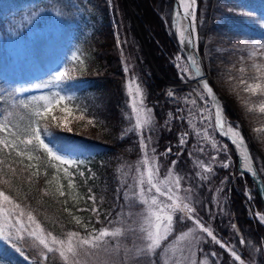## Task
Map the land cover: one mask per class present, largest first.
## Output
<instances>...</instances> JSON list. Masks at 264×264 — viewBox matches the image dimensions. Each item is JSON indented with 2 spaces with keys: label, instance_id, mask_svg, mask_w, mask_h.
<instances>
[{
  "label": "trees",
  "instance_id": "1",
  "mask_svg": "<svg viewBox=\"0 0 264 264\" xmlns=\"http://www.w3.org/2000/svg\"><path fill=\"white\" fill-rule=\"evenodd\" d=\"M111 1L112 7L109 0H0V44L11 35L8 29L17 27L12 24L14 19L21 18L25 25L35 12L41 14L54 9L59 13L61 24V29L49 41L45 36L40 38L42 42L35 44V52L27 64L5 66L0 56V83L5 81L13 85L49 81L56 69H71V79L60 84L53 82L52 87L62 95L72 96L69 107L87 119L71 132L56 123L51 115L41 121L42 126L47 124L48 132L51 133V136L46 137L51 146H61L71 158L82 161L78 167L68 166V171L72 173L69 177L58 175L57 169L51 166L54 161L49 162L42 151L33 153L34 157L40 156L39 160L34 158L29 161L26 156H17L15 150L0 146V190L19 203L25 213L31 211L45 234L51 232L58 238L66 239L70 231L87 236L93 229L102 227L125 230L123 236L105 239L107 252L91 250L94 254L82 255L80 259L84 264H133L135 257L132 243L137 244L139 241L138 235L133 234V220L139 212V204L132 203L136 189L135 163L145 152L141 142L146 143L147 137L143 134L147 132L135 127L124 68V59L130 57L145 88L146 103L154 111L155 125L149 134L158 146L159 157L169 162L183 180L191 183L195 193L192 206H195L204 222H211L214 235L225 244L222 248L211 238L210 242L204 243L214 251L211 264L213 261L215 264H234L227 249L231 247L241 250L245 263L264 264V226L251 218L250 208L251 203L258 210H263V206L250 177L240 174L235 164L226 169L215 166L207 178L196 174V166L191 165L193 139L184 146L172 144L181 131L187 130L186 126L177 120L164 125L167 109L172 107L165 93L167 81L180 79L179 67L172 59L173 50L176 49L170 29L173 0ZM255 1L244 0L251 5ZM258 3L259 10L264 11V1L259 0ZM216 5V0H199L201 34H205L210 16L218 18L220 11L224 14L220 27L228 28L231 22L238 30L264 34V31L248 25L234 12ZM113 19L117 21V26ZM42 22V18L36 20L39 25ZM164 22L168 23L169 28L164 27ZM216 23L212 22L211 27ZM17 30L20 31V28L17 27ZM139 33L144 37L148 52ZM117 36H120L119 41ZM202 44L201 41V49ZM223 47L221 49H225ZM211 60H204L210 73ZM28 97L33 96L17 95L14 87L7 85L0 91V121L7 117L19 130L26 128L31 122V109H23L19 102ZM224 109L230 119L235 117L229 103L224 102ZM89 120L93 123L89 124ZM3 136L4 133H0V137ZM219 139L236 162V155L230 145ZM250 146L264 179V162L256 148L251 143ZM167 147L171 148V152L167 151ZM207 152L211 155V150ZM224 157L221 155L219 158ZM172 161H176V164L173 165ZM69 180L72 187H69ZM212 183L221 187L225 201L214 213H211L212 210L206 213L207 204L210 208L213 204ZM247 189L252 190L251 199L246 194ZM61 191L64 195H60ZM89 197H95V202ZM93 208L97 212L94 213ZM74 218H78L81 223L77 224ZM187 226L188 223L178 220L175 230ZM240 239L245 244H240ZM116 243L119 249H114ZM18 246L24 256L10 247L5 250L4 245L0 244V259H3L4 264H63L58 253H47L42 245L30 237L25 236V241H21ZM140 264H149V260L141 259Z\"/></svg>",
  "mask_w": 264,
  "mask_h": 264
},
{
  "label": "rangeland",
  "instance_id": "2",
  "mask_svg": "<svg viewBox=\"0 0 264 264\" xmlns=\"http://www.w3.org/2000/svg\"><path fill=\"white\" fill-rule=\"evenodd\" d=\"M264 1V0H263ZM259 0L255 1L252 5L248 2H244V0H216L217 5L219 7H224L226 11H231L240 16L244 22H246L248 25L255 27L259 29V31H264V11H260V4L258 3ZM110 6L112 7V1L109 0ZM215 1H213L214 5ZM257 4V6H254ZM216 5V6H217ZM199 6V0H196V7H197V29H198V45H199V51L202 56V58L205 61H210V58H212L211 62V80L219 90L222 98L225 102L229 103L231 107L233 108L235 112V117L233 119L229 118V122L232 126L238 127L243 132L244 138L248 143H251L256 150L258 151L260 158L264 162V140H261V137H264V133H256L254 130L256 128H264V114L259 113L258 111V105H257V111L254 113H247L245 110V107L242 103L243 99L250 98L253 102H256L258 100V97L251 96L248 93H244L242 91V86H239V79L241 77H248L251 75H256L254 70L252 69V64H264V58L261 57V52L264 51V34L262 32H255L249 33L244 32L237 29V26L233 23H229L228 28L220 27L219 24L223 23V12L220 11L219 17H213L210 16L208 25H206L205 34L200 33V26L202 24L201 20H198V9ZM153 8V6H151ZM218 7V8H219ZM33 18L29 20L27 24H23V20L21 18L14 19L12 24L20 28V31L17 30V27L14 29L10 27L8 31L11 33L9 37H7L4 41L0 44V56L3 57L2 60L4 61L5 66H11V67H18L19 65L27 64L31 58L32 54L35 49V44L40 43L42 41H39L40 38L46 37L49 41L50 38H53L57 32L61 29L60 24V16L59 13L52 9L47 11L46 13L38 14V12H35L33 14ZM43 19V22L41 25L36 23V20ZM134 19V24L137 28V23ZM217 22L214 27L212 26V22ZM114 22V19H113ZM155 29L157 28L155 23H152ZM115 26H117L114 23ZM164 27L167 29L169 28L168 23L166 24L164 22ZM157 30V29H156ZM52 36V37H51ZM139 36L141 37V42L146 50V43L144 40V37L139 33ZM119 41L120 39L117 38ZM201 41H202V49H201ZM41 44V43H40ZM224 46L221 49V47ZM174 49V48H173ZM223 51H227L226 54H224ZM217 53V54H216ZM148 55V53H147ZM235 56L237 58L230 59L228 56ZM150 58V56L148 55ZM177 57H180L179 60H177ZM172 59L174 63L180 67V68H186L188 71H184L185 77H183L182 74L179 73L180 79L174 80L173 83L167 82L166 84V98L172 104L171 108L167 109V113L165 115L170 117L171 115H174L172 117L179 119L181 116L186 114V117L190 121V126L194 127L195 124L198 122H195L196 117V109L198 106V97L201 96L203 93L199 89V86L196 87V85L192 84L190 87L186 80L188 81L191 76L192 72L182 55V53L176 49L173 50ZM236 59V60H235ZM152 63V66L154 67L155 71H157L156 66L154 65V61L149 59ZM204 61V62H205ZM207 61V62H208ZM245 68V72L241 73L239 71L240 68ZM124 68L127 72V88L130 82H135V85H139V87L142 90V98H143V106L146 109L151 110L152 115V123L151 125L141 129L147 134H143V136L147 137L145 142L147 144V153L150 157L155 158V161L158 164L159 167V178L163 179L168 175L169 170L171 169L174 173L175 171L173 168L166 163V161L162 160L161 157H159V152H157L158 146L154 143V139H152L151 135L149 134L151 127L155 125V115L152 106H149L146 103L145 100V88L140 80L138 71L134 65V63L131 61L130 57L124 59ZM60 70H65L64 67H60ZM249 82H255L252 80H249ZM39 83V82H33V83H16V84H10L5 81H2L0 83V91H3L7 85H11V87H14V90L25 88L28 89L26 92L17 93L15 91V94L17 95H29V96H39L42 94H49L52 92H56V90L51 86L46 89H35L32 87L33 84ZM134 85V86H135ZM171 93V95H169ZM133 94H130L131 104L133 101ZM204 96V95H203ZM192 101H196L195 103H192ZM63 107V105L57 106L53 109V111L49 114L56 119L54 120L56 123L61 125L62 127H71V129L78 128L81 126L87 119L82 113H78L72 109L71 114L63 113L60 111V108ZM176 113V114H175ZM83 116V119H80L79 117ZM135 117V114H134ZM86 119V120H85ZM164 119V120H165ZM164 125H166V122L164 121ZM167 126V125H166ZM214 132V131H213ZM216 135V133H214ZM217 138V136H216ZM219 145L222 147V150H224L225 144L224 142L220 141L217 138ZM51 146V145H50ZM191 153L192 155V166H196L195 173L200 176H206L210 177L211 173L213 171H205V168L213 169L215 166H220L222 168H228L232 165H236L237 162H235V159L232 157V155L229 153L224 154V158H219L218 155H208L206 148L199 147L194 141H192L191 145ZM224 148V149H223ZM153 149L155 150L153 152ZM162 152V151H160ZM66 154V153H65ZM175 154L172 153V155ZM68 155V154H66ZM259 155L257 156L258 160L260 161ZM69 156V155H68ZM145 152L138 161L135 163V193L138 195L139 192V172H137V168L140 167L139 162L144 158ZM167 160L170 161L169 157H167ZM54 163L58 164V162L54 161ZM224 165H228L227 167H224ZM67 167V165L62 166L60 170L57 172L58 175H64L63 168ZM57 169V168H56ZM263 172L264 168L262 166ZM176 174V173H175ZM212 185V208L209 207L207 204V210L206 213L215 212V209L218 208L220 205H223V201H225V194L222 192L221 187H217L213 183ZM219 185V184H218ZM214 188V191H213ZM247 195L249 198H252V190H247ZM180 196H187L189 198L188 201L191 204H193L195 199V193L192 190L191 183L188 182V180L181 179V188L179 191ZM136 199V197H135ZM252 202V201H251ZM195 208V206H193ZM251 218H253L254 221L257 223H260L264 226V221H260L259 217L261 215H264V209L258 210L253 203H251ZM196 209V208H195ZM143 212V207L139 205V212ZM211 213L209 214L210 217H212ZM137 214V213H136ZM181 215L180 213H177V216ZM200 219L201 216L197 213H195ZM23 219L25 222H27V216H24ZM135 221V222H134ZM178 220L174 219V232L173 234L168 238L166 241H162L161 243V249H158L157 252L159 253L158 260L159 264H211V259L213 257V249L211 246H205L204 243L210 242L209 238L207 237L206 233H201L198 229L193 235H190L185 240H176V236L183 232H187L188 228H195V225L191 221L183 220V222L188 223V226L183 229H179V231L175 230V225ZM201 221L204 223L206 227H209L211 231L213 232V227L211 222L209 221ZM133 229L135 230V233L139 236V228L142 224V216L137 215L135 219L133 220ZM34 227V225H33ZM112 230V229H109ZM114 230V229H113ZM214 234V233H213ZM107 240H110V237L105 238ZM214 242V241H212ZM264 242V238H263ZM222 243V241H221ZM224 244V243H223ZM132 254H134V257L137 253V251L141 248H143L142 242L139 240L138 243L134 244ZM225 245V244H224ZM119 249V246H114V249ZM233 249L237 252V254L241 255V258L243 260V256L241 254V250L237 247H231L227 248ZM230 252V251H229ZM231 253V252H230ZM154 259H157L155 257ZM244 261V260H243ZM129 262V260H128ZM238 264H240L239 261H237ZM149 264H152V261L149 260ZM244 264H248L245 263Z\"/></svg>",
  "mask_w": 264,
  "mask_h": 264
},
{
  "label": "snow or ice",
  "instance_id": "3",
  "mask_svg": "<svg viewBox=\"0 0 264 264\" xmlns=\"http://www.w3.org/2000/svg\"><path fill=\"white\" fill-rule=\"evenodd\" d=\"M196 0H177L178 8H182V12H176V27L179 30V36L181 42L186 45L193 43L191 33L188 32V28L195 30L196 13H195ZM191 9V11H190ZM183 18L188 21L186 27L181 28L179 25L180 19ZM261 57L264 58V51L261 52ZM180 57H177L179 60ZM191 64L195 69L197 76L200 75V67L198 62L193 58ZM252 69L256 75L248 77H241L239 79V86H242V91L248 93L251 96L258 97L256 102H253L250 98L243 99L242 103L247 113H254L258 111L264 114V64H252ZM71 69L60 70L59 68L51 74V80L41 81L32 85L35 89H46L52 86L53 82L56 84L62 83L66 79H71ZM182 71H188L186 68H182ZM241 73L245 72V68H240ZM249 80L255 82H249ZM202 89L206 91L208 97H213V89L209 86L207 81H202ZM135 82H130L128 85V91L130 94L134 93L132 101V112L135 114V127L137 129H143L152 123L151 110L146 109L143 106L142 90L139 85H135ZM17 93L28 91V89L20 88L15 90ZM171 95V93H169ZM201 99H204L203 95ZM73 100L72 96L62 95L61 92L56 91L49 94H42L39 96H33L25 98L19 102V105L23 109H31V122L23 130H19L16 125L11 124L7 117L4 121H0V133H4L3 137H0V146L3 149L15 150L16 155L20 157H27L29 161L40 159V156L33 155L34 152L42 151L49 158L51 166L57 168L59 171L62 166H79L82 161L73 159L65 154V150L61 146H50L46 137L51 136L48 132L47 124L41 125V121L44 120L55 107L63 105L60 111L63 113L71 114L72 109L69 107V102ZM196 101H192L195 103ZM83 119V116L79 117ZM55 120L56 118L53 117ZM89 124L93 121L89 120ZM216 124L223 129L224 122L221 119L219 106H216ZM66 131L71 132V127H66ZM256 133H264V128H256ZM230 134L233 138V143L237 147L243 148L245 144L244 137L237 129L232 127L228 128L225 135ZM185 135H187L185 133ZM23 137V138H21ZM264 140V137H261ZM185 141L181 139V144ZM141 147L147 149V144L144 141L141 142ZM155 150L153 149V152ZM167 151H171L168 149ZM243 167L251 172L253 175L256 173L251 167V161L247 149L242 152ZM140 167L137 168L139 172V192L138 195L133 193L136 199L133 200V204H139L143 207L142 213L137 215L142 216V224L139 228L140 235L138 239L142 242L143 248L139 249L136 253L133 264H140V260H150L152 264H159L158 259H154L159 256L157 252L161 249L162 241L168 240V238L174 232V219L191 221L195 228H188L187 232H183L176 236V240H185L190 235H193L198 229L201 233H206L207 237L211 238L223 248L225 245L219 241L213 234L209 227H206L201 219L195 215L196 209L192 206L187 196H180L179 191L181 188V179L178 174H175L171 169L168 175L163 179L159 178V167L155 161L154 156L150 157L147 151H145L144 158L139 162ZM175 165L176 161H172ZM228 165H224L227 167ZM27 167H32L28 165ZM66 177L72 175L68 171L67 167L63 168ZM205 171H211L210 168H205ZM83 175V173H80ZM35 175V173H33ZM7 181H5L6 183ZM69 187H72V182L69 180ZM60 195H64L61 191ZM89 199L95 202V197H89ZM92 211L97 212L96 208ZM177 213L181 215L177 216ZM27 216V222L23 219ZM77 224L81 221L78 218H74ZM260 221H264V215L259 217ZM34 225V227H33ZM124 231L121 228L109 230L107 227L100 229H93L87 236H81L79 232L70 231L66 234V239L58 238L52 235L51 232L44 233L40 223L37 222L35 216L31 211L25 213L24 209L19 203H17L11 196L7 195L3 190H0V244L4 245V249L9 247L15 252L24 256V252L21 247L18 246L21 241H25V236L37 241L39 245H42L47 253H58L62 258L63 264H84L80 257L82 255L88 256L94 254L91 250L108 251L105 238L107 237H119L124 235ZM135 235V230H133ZM240 244H245L243 239H240ZM231 257L240 264H244L241 255L233 249H229ZM212 255H215L214 253ZM27 258V257H25ZM47 259V256H45ZM0 264H4L3 259H0ZM213 264L215 262L213 261Z\"/></svg>",
  "mask_w": 264,
  "mask_h": 264
},
{
  "label": "water",
  "instance_id": "4",
  "mask_svg": "<svg viewBox=\"0 0 264 264\" xmlns=\"http://www.w3.org/2000/svg\"><path fill=\"white\" fill-rule=\"evenodd\" d=\"M173 13H172V18H171V25H172V31L173 34L176 38L178 47L180 49V52L182 53V55L184 56L191 72H192V76L193 78L196 80V82L201 86L202 88V81H207L209 86L212 87L213 89V93L214 96L213 97H208L212 109H213V114H214V120H215V129L216 132L222 137L224 138L233 148V150L235 151V154L237 156V169L241 172V173H245L247 175H249V177L251 178V181L253 183L254 189L256 190L261 203L263 204L264 207V180L263 177L261 175V173L259 172L255 160L253 158L250 146L248 144V142L245 140V144L242 148V152L247 149V152L249 154V159L251 161V167L253 169V171L256 173L255 175H253L251 172H248L247 169H245L243 167V162H242V156L240 153L239 148L237 147L236 144L233 143V138L231 137L230 134L225 135V133L228 131L224 126L223 129H221L220 127L217 126L216 124V106H219L220 109V114H221V119L224 120V118H226V120L229 121V118L224 110V102H223V98L219 92V90L217 89V87L214 85V83L212 82L210 75L208 73V71L205 68V64L203 61V58L200 54L199 51V46H198V32H197V7L195 4V13H196V22H195V30L193 31L192 28H189V33H191L192 39H193V43L190 45H186L185 43L181 42V39L178 37V28L176 27V12L180 11L182 12V8H178L177 6V0H173ZM191 11V9H190ZM114 23L116 24V21H114ZM195 59L200 67V75L197 76L195 73V69L193 68L192 64H191V60ZM204 91V90H203ZM205 94L207 95L206 91H204Z\"/></svg>",
  "mask_w": 264,
  "mask_h": 264
},
{
  "label": "bare ground",
  "instance_id": "5",
  "mask_svg": "<svg viewBox=\"0 0 264 264\" xmlns=\"http://www.w3.org/2000/svg\"><path fill=\"white\" fill-rule=\"evenodd\" d=\"M179 25H180L181 28L186 27V26L188 25V21L185 20V19H183V18H181L180 21H179ZM188 32H189V28H188ZM178 37L180 38V36H179V30H178ZM180 39H181V38H180ZM223 122H224V127H225L227 130H228L229 127H232V128H234V129H237V127H233V126L231 125V123H230L228 120H226V118H224ZM238 130H239V132L241 133V136L244 137L243 132L241 131V129L238 128ZM244 140H245V138H244ZM239 150H240V153H241V156H242V148L240 147ZM242 162H243V158H242Z\"/></svg>",
  "mask_w": 264,
  "mask_h": 264
},
{
  "label": "built area",
  "instance_id": "6",
  "mask_svg": "<svg viewBox=\"0 0 264 264\" xmlns=\"http://www.w3.org/2000/svg\"><path fill=\"white\" fill-rule=\"evenodd\" d=\"M207 115H208V111H207V109H204V116H207ZM199 134H200L201 138L206 139V140H210L208 138V133H207V130L205 128L201 129Z\"/></svg>",
  "mask_w": 264,
  "mask_h": 264
}]
</instances>
